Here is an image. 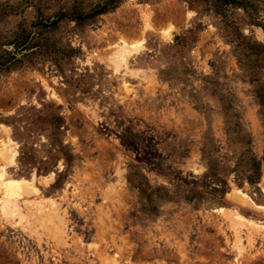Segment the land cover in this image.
Masks as SVG:
<instances>
[{
  "label": "rangeland",
  "instance_id": "rangeland-1",
  "mask_svg": "<svg viewBox=\"0 0 264 264\" xmlns=\"http://www.w3.org/2000/svg\"><path fill=\"white\" fill-rule=\"evenodd\" d=\"M105 1L0 0V264H264V0Z\"/></svg>",
  "mask_w": 264,
  "mask_h": 264
},
{
  "label": "bare ground",
  "instance_id": "bare-ground-1",
  "mask_svg": "<svg viewBox=\"0 0 264 264\" xmlns=\"http://www.w3.org/2000/svg\"><path fill=\"white\" fill-rule=\"evenodd\" d=\"M146 24H147V27L150 26V19H149L148 15L146 17ZM165 33L170 35L171 31L168 30ZM163 34L164 33H162L161 35H163ZM139 48H141L140 45H136L135 47H131L125 43L124 45L120 46L116 52H114V56H111V58H112L111 61L114 63V66L118 69V68H120V65L126 61L127 55L131 52L138 51ZM2 143H5V145H3ZM11 143H12L11 139H4L3 141H0V148H2L0 151V157L4 162V164L2 162H0V214H3L4 217H6L10 221H13L14 220L13 218L17 217V216L19 219L21 218V220L23 219V217H25V218L27 217L26 219L24 218L25 221H24V223L22 222L21 224L25 225L30 221V224L29 223L27 224L29 226L30 225L32 226L33 224H36L39 222L40 226L46 228V227H49L50 222H54V224L56 226L55 231H54L55 232L54 236L57 235V237H53V238H55V239H57L59 237L62 238V235L65 234V229H64V232L62 231L63 234L61 233L62 235L59 236L61 224L58 222H61L62 224H64L63 223L64 219L61 218L62 215L60 216V214H59L60 208L56 204V201L50 200L49 204H48L49 200L47 202H46V200L33 201V202H31L32 203L31 205H35L34 211L31 210V212H27V213H23L21 211L23 208L21 209V207H20V203H19L20 201H19L18 195L31 194V193H34L36 191V189H35L34 185L32 184V182L29 181V179H32V178H25L23 176H13V175L9 174V171H7L8 167H9L8 164H10L13 161V155H14L13 149H12L13 146L11 145ZM39 199H41V198H39ZM29 202H27V204ZM48 206L51 207V209L49 208L50 211H48L46 213V211L48 210V209L46 210V208H48ZM52 209L54 210V212ZM51 211L56 216H58V218L60 219V220L58 219L59 220L58 221L57 218H55L58 221L57 224L54 221L55 219L51 220V218L55 216V215L53 216V214L52 215L49 214ZM237 216H238V219L236 221H235V219H236L235 217H234L235 218L234 221H233V218H231V220L234 223L235 231L237 232L238 235L241 233V230H239V228H238L239 226L245 227V226L251 225V226H254V228L256 230L262 229L264 227L263 226L264 224L263 225L259 224L258 222H256L255 219L249 218L245 215H237ZM26 220H27V222H26ZM19 222H21V221H19ZM51 224H50V226H51ZM34 227H32L30 229H32V231H34V232H37L35 229L33 230ZM62 227H64V226H62ZM256 230H254V231H256ZM50 235H51V233H50ZM253 236L254 235H252V237ZM63 237H64V235H63ZM248 237L250 238V235ZM241 238H242V236L240 235V237L238 238V241L235 242V247L237 248L238 254L240 256L243 255V252L246 249V246H245V244ZM249 240L251 241L253 239H249ZM57 241H58V239H57ZM240 262H241L240 259H238L237 264H239Z\"/></svg>",
  "mask_w": 264,
  "mask_h": 264
},
{
  "label": "trees",
  "instance_id": "trees-1",
  "mask_svg": "<svg viewBox=\"0 0 264 264\" xmlns=\"http://www.w3.org/2000/svg\"><path fill=\"white\" fill-rule=\"evenodd\" d=\"M116 1L117 0H107V1H105V3L103 5H100V6L96 7L95 10L92 13L87 14L84 17L85 18L92 17V16H95V15L101 14L103 12H106L107 10H109V8H111L112 6L115 5L114 3ZM249 179L253 182V178L249 177Z\"/></svg>",
  "mask_w": 264,
  "mask_h": 264
}]
</instances>
